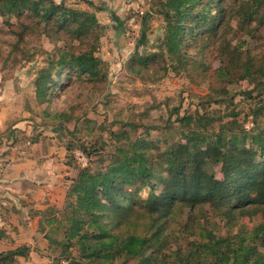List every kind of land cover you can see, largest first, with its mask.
I'll list each match as a JSON object with an SVG mask.
<instances>
[{"label": "trees", "instance_id": "16d2710c", "mask_svg": "<svg viewBox=\"0 0 264 264\" xmlns=\"http://www.w3.org/2000/svg\"><path fill=\"white\" fill-rule=\"evenodd\" d=\"M224 1L159 0L165 22L161 49L185 71L188 65L196 66L182 51L193 42L208 64L215 55L218 67L206 65L214 82L229 83L233 76L253 81L264 70V42L252 47L245 38H263L259 33L264 30V0H234L230 6ZM235 11L238 29L233 43L228 34ZM15 12L19 18L27 12L37 21L30 26L21 23L25 33L38 31L62 43L35 80L37 100L48 102L75 82L102 80V61L94 55V14L51 2L0 0L1 15ZM182 120L188 127L194 123L166 150L150 151L144 139H127L107 165L77 173L66 198L69 211L61 243L67 254L71 246H78L81 257L68 264H264V127L247 130L228 121L207 132L194 127L196 121L209 122L206 115ZM141 183L146 186L143 197ZM157 185L162 189L154 193ZM105 217L121 229L114 231ZM241 218L248 222L233 232ZM220 221L225 222L224 233ZM174 225L186 238L175 247L177 239L170 235L179 230ZM28 249L23 245L0 252V264H14Z\"/></svg>", "mask_w": 264, "mask_h": 264}, {"label": "rangeland", "instance_id": "374dc122", "mask_svg": "<svg viewBox=\"0 0 264 264\" xmlns=\"http://www.w3.org/2000/svg\"><path fill=\"white\" fill-rule=\"evenodd\" d=\"M32 1L94 14L98 22L94 55L102 61L103 77L98 82H75L48 102L37 100L35 80L62 43L38 31L21 30V23L30 26L36 21L27 12L21 18L17 12L0 13V252L25 245L27 255L14 264H68L81 257L78 246H71L67 254L61 243L69 211L66 198L79 171L107 165L127 139H144L150 151L166 150L194 123L188 127L182 118L206 115L210 121L200 125L196 121L194 127L207 132L228 121L247 130L264 127V70L253 81L233 76L229 83L214 82L212 70L219 65L215 55L208 64L205 53L190 42L182 51L196 66L188 65L184 71L161 49L165 22L159 0ZM224 2L230 6L234 0ZM235 13L228 34L233 43L238 29ZM259 35L261 41L246 36L245 42L262 46L264 30ZM216 175L220 177L219 172ZM18 177L22 180L17 183ZM139 186V196H146L145 184ZM161 189L157 185L154 193ZM206 212L210 215L211 210ZM113 220L103 221L119 231ZM247 222L237 220L233 232ZM224 223L218 222L222 233L227 230ZM176 227L178 233L170 235L177 239L173 247L186 239Z\"/></svg>", "mask_w": 264, "mask_h": 264}, {"label": "crops", "instance_id": "0c3cea01", "mask_svg": "<svg viewBox=\"0 0 264 264\" xmlns=\"http://www.w3.org/2000/svg\"><path fill=\"white\" fill-rule=\"evenodd\" d=\"M26 178H28V177H26ZM28 179H29V178H28ZM20 180H22V178L18 177V178H17V183L20 182ZM29 186H30V185H29ZM26 201L29 202L28 200H26Z\"/></svg>", "mask_w": 264, "mask_h": 264}]
</instances>
